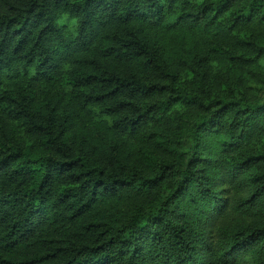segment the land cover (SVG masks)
Wrapping results in <instances>:
<instances>
[{
    "label": "trees",
    "instance_id": "trees-1",
    "mask_svg": "<svg viewBox=\"0 0 264 264\" xmlns=\"http://www.w3.org/2000/svg\"><path fill=\"white\" fill-rule=\"evenodd\" d=\"M0 264H264V0H0Z\"/></svg>",
    "mask_w": 264,
    "mask_h": 264
}]
</instances>
